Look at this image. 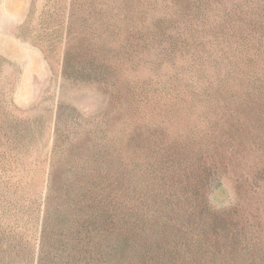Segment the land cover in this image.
Masks as SVG:
<instances>
[{"label": "rangeland", "instance_id": "374dc122", "mask_svg": "<svg viewBox=\"0 0 264 264\" xmlns=\"http://www.w3.org/2000/svg\"><path fill=\"white\" fill-rule=\"evenodd\" d=\"M0 264H264V0H0Z\"/></svg>", "mask_w": 264, "mask_h": 264}]
</instances>
